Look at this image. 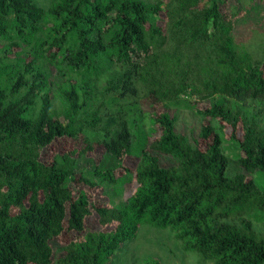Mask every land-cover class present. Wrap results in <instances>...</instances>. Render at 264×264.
Instances as JSON below:
<instances>
[{
  "label": "trees",
  "instance_id": "obj_1",
  "mask_svg": "<svg viewBox=\"0 0 264 264\" xmlns=\"http://www.w3.org/2000/svg\"><path fill=\"white\" fill-rule=\"evenodd\" d=\"M253 13L264 0H0V264H112L141 225L214 264H264V112L247 104L264 103V33L237 32ZM96 146L115 164L76 173Z\"/></svg>",
  "mask_w": 264,
  "mask_h": 264
},
{
  "label": "rangeland",
  "instance_id": "obj_2",
  "mask_svg": "<svg viewBox=\"0 0 264 264\" xmlns=\"http://www.w3.org/2000/svg\"><path fill=\"white\" fill-rule=\"evenodd\" d=\"M251 18H247L237 25L238 40L240 42H245L250 44L251 42L262 43L263 36L258 35L259 33H264V17L258 18L257 14H251ZM15 58V55L12 54ZM54 78L61 80L62 77L58 72L54 71ZM182 98H187L193 102H200L203 109L209 107L212 102L202 101L199 96H187L184 95ZM141 104L147 109V103L141 99ZM248 106L255 108L257 110H262L264 112V103L260 101H248ZM178 116L177 127L179 130L183 131L187 135L197 136L201 126L204 121L200 116H197L191 110L180 106L176 109ZM149 127L154 128V125H149ZM230 130L228 134H230ZM159 134V129L157 128L156 135ZM155 135V136H156ZM238 137H241V133H238ZM82 140H77L70 144V140L61 139L55 142L54 150L55 152L62 153L65 150H69L70 147L80 148L82 145ZM225 148L227 154L230 156V165L227 170L229 176H233L236 173L241 172L239 168L238 161L236 159L238 155V146L234 143L227 141L225 143ZM51 154V149L44 151V156L49 157ZM137 159L133 157L126 158L124 165L132 169L135 168ZM114 160L105 153V149L102 146H96L92 153H89L84 158L77 159L76 173L86 174L89 176V172L96 166H109L114 165ZM119 174V170L116 171ZM90 177V176H89ZM263 180V178H261ZM134 186L132 184H126L125 195L129 196L133 192ZM97 199L101 197L104 193L103 188L92 190ZM101 198V199H102ZM88 225L93 229H100V225L97 221V216L93 215L88 219ZM68 239V234L63 235L58 239L56 243V256L60 255L63 250V245ZM147 258H154L161 261L163 264H214L210 260L204 259L201 255L195 252L185 251L180 243L174 238L172 232L168 229H157L150 225H141L139 227L137 237L121 247L115 256L113 257L112 264H144V260Z\"/></svg>",
  "mask_w": 264,
  "mask_h": 264
}]
</instances>
